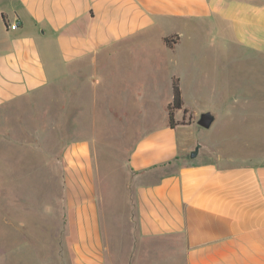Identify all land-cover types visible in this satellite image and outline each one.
<instances>
[{
    "label": "crops",
    "instance_id": "obj_1",
    "mask_svg": "<svg viewBox=\"0 0 264 264\" xmlns=\"http://www.w3.org/2000/svg\"><path fill=\"white\" fill-rule=\"evenodd\" d=\"M199 20L264 54V0H0V149L48 152L59 135L48 106L60 100L47 94L66 79L71 87L78 69L181 67L189 55L178 48ZM14 22L20 27L10 29ZM171 35L174 48L163 41ZM173 97L166 121L133 145L116 208L100 194L89 140L64 148L63 197L24 189L29 177L0 176V264H264V162L189 160L192 116L183 98L170 127ZM20 157L0 155V164L22 167ZM62 225L71 234L65 246Z\"/></svg>",
    "mask_w": 264,
    "mask_h": 264
},
{
    "label": "rangeland",
    "instance_id": "obj_2",
    "mask_svg": "<svg viewBox=\"0 0 264 264\" xmlns=\"http://www.w3.org/2000/svg\"><path fill=\"white\" fill-rule=\"evenodd\" d=\"M212 23L199 20L193 24L197 30L186 35L178 48V53L181 50L189 55L181 67L151 71L114 62L78 69L83 73L75 75L71 87L68 79L61 81L58 89L47 94L60 100L48 106L55 115L58 138L46 146V153L9 151L8 156L18 155L27 162L11 170L2 162L0 176L29 177L30 181L23 182L24 189L38 187L39 191L63 197L64 148L71 139L89 140L100 194L101 190L106 192L112 208H116L124 195L121 187L129 179L127 161L138 136L166 121L174 77L179 79L188 116H192L189 144L194 147L189 160L223 166L264 162V54L244 50L231 39L225 42L215 34ZM156 81L159 84H153ZM83 84H87L86 89ZM209 111L216 114V121L210 129H204L197 122ZM183 114L178 111L180 118ZM188 120L186 115L179 122ZM0 150L5 158V150ZM43 160L45 168L34 167ZM60 232L65 246L71 236L69 228L62 225Z\"/></svg>",
    "mask_w": 264,
    "mask_h": 264
},
{
    "label": "trees",
    "instance_id": "obj_3",
    "mask_svg": "<svg viewBox=\"0 0 264 264\" xmlns=\"http://www.w3.org/2000/svg\"><path fill=\"white\" fill-rule=\"evenodd\" d=\"M164 44L169 47V48H174L175 45L179 42V36L178 35H171L168 37L164 38ZM173 101L171 104L168 106V121H169V126L172 128H175L177 123L175 120V113L178 110H182L184 106V100H183V95H182V90L179 85V79L174 77L173 78ZM188 111L185 110V113Z\"/></svg>",
    "mask_w": 264,
    "mask_h": 264
},
{
    "label": "water",
    "instance_id": "obj_4",
    "mask_svg": "<svg viewBox=\"0 0 264 264\" xmlns=\"http://www.w3.org/2000/svg\"><path fill=\"white\" fill-rule=\"evenodd\" d=\"M216 117V114H214L213 112H204L201 114L197 123L200 127L204 129H210L215 123Z\"/></svg>",
    "mask_w": 264,
    "mask_h": 264
},
{
    "label": "built area",
    "instance_id": "obj_5",
    "mask_svg": "<svg viewBox=\"0 0 264 264\" xmlns=\"http://www.w3.org/2000/svg\"><path fill=\"white\" fill-rule=\"evenodd\" d=\"M19 27H20L19 22H14V23L10 24V26H9L10 29H17Z\"/></svg>",
    "mask_w": 264,
    "mask_h": 264
}]
</instances>
